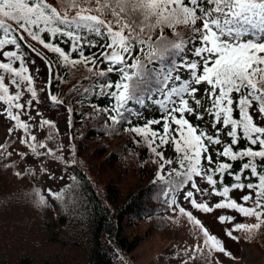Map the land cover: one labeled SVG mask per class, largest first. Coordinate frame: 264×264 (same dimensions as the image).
I'll return each instance as SVG.
<instances>
[{
	"label": "snow or ice",
	"instance_id": "obj_1",
	"mask_svg": "<svg viewBox=\"0 0 264 264\" xmlns=\"http://www.w3.org/2000/svg\"><path fill=\"white\" fill-rule=\"evenodd\" d=\"M24 46L45 61L52 78L61 64L87 69L94 83L85 92L109 101L91 105L94 114L113 132L127 124L123 130L151 150L153 183L170 208L199 227L203 249L197 245L194 251L230 255L192 211L178 206V198L204 213L231 209L257 219L248 225L218 217L232 224L226 235L233 239L237 230L251 233L264 225V0H0V108L15 122L9 132L22 130L20 143L39 157L52 149L30 143L31 125L21 118L33 103L20 102L24 92L38 95ZM85 49L98 50L86 55ZM50 100L64 103L56 95ZM146 102L158 109V118L133 124L131 117L140 113L132 105ZM45 125L54 127L47 119L37 126ZM6 147L0 145V152ZM237 161L240 168L234 169ZM226 175L234 181L230 185ZM199 181L208 187H199ZM234 190L241 196L233 198ZM206 192L220 198L214 206L198 202L196 194ZM30 196L37 207H46L49 198L62 200L65 192L38 187Z\"/></svg>",
	"mask_w": 264,
	"mask_h": 264
},
{
	"label": "trees",
	"instance_id": "obj_2",
	"mask_svg": "<svg viewBox=\"0 0 264 264\" xmlns=\"http://www.w3.org/2000/svg\"><path fill=\"white\" fill-rule=\"evenodd\" d=\"M61 46L68 50V45ZM97 50L85 49V54ZM60 67L61 76L52 82L59 86V100L73 109L69 113L72 173L60 188L65 196L54 200L55 205L49 200L48 206L37 207L30 194L41 188L38 173L32 168L20 171L13 162L4 161L0 152V264H119L104 246L103 236L127 252L141 237L124 233L126 219L166 228L163 224L169 206L160 186L153 183L155 156L143 141L137 143L123 130L127 124L113 132L94 114L91 105L105 106L109 101L85 92L94 79L83 65ZM111 78L115 80V74ZM131 120L139 123L134 117ZM49 130L47 142L54 146L57 136ZM239 147H244V141ZM148 158L153 163L140 166ZM240 164L235 162L234 169ZM232 182L226 175L224 183ZM263 228L256 229L249 239L261 235ZM54 244L59 252L49 254L47 248Z\"/></svg>",
	"mask_w": 264,
	"mask_h": 264
},
{
	"label": "rangeland",
	"instance_id": "obj_3",
	"mask_svg": "<svg viewBox=\"0 0 264 264\" xmlns=\"http://www.w3.org/2000/svg\"><path fill=\"white\" fill-rule=\"evenodd\" d=\"M36 49L52 60L47 52L37 47ZM26 58L28 67L34 76V86L38 95L36 98H32L29 93L24 92L20 102L26 104L31 99L33 103L23 112L21 118L31 125L29 142L45 144L47 148L52 149V154L39 157L32 154V150L27 144L20 143V139L23 138L22 130L17 129L11 133L9 132L10 128H14L15 122L10 121L0 108V145L6 143L7 146L5 151L1 153V158L4 161L11 160L21 170L33 168L39 175V183L42 188H50L54 191L66 182L72 172L69 167V157L71 158L72 151L68 129V112L64 105L53 103L50 100L51 95L58 97V87L49 81L51 77L45 61L29 48H27ZM31 61H34V63H31ZM55 72L56 76L60 75V68H55ZM6 82H8L7 77ZM15 91L14 87H10L11 93ZM202 91L201 89V94ZM0 105H2V102H0ZM137 108L141 109L140 118L142 120H150L159 116L144 114L147 106H137ZM43 119L51 120L54 124L52 130L55 131L57 136L54 146L47 142L50 131L49 126L45 125L43 128L37 126ZM153 127L159 128V126ZM31 136H35L36 141H31ZM38 150L40 152L45 151V149ZM9 152L12 153L11 156L8 155ZM22 153H28L27 157H22ZM6 155L7 157H5ZM172 155L171 148H168L166 156L171 157ZM151 163L153 161L148 158L144 163L141 162L140 166ZM198 186L208 187L203 181H199ZM230 195L233 198H238L241 196V192L235 190ZM196 197L198 202L209 203L210 206H214L220 199L214 195L208 196L207 192L203 196L196 194ZM178 201V206L186 207L192 211L209 233L223 242L230 255L215 251L212 253L206 250L194 251L197 245H201V249H203V237L200 234L199 227L193 225L186 216H182L172 208L165 211L163 225L166 228L160 226L151 228L144 220L129 221L126 219L124 233L129 237H141L138 244L131 251L118 250L106 238L102 239L104 246L119 264H264V228L261 235L258 234L256 238L253 237L250 242L243 238V235L248 232L245 230L235 231L233 235L236 238L233 239L226 235L232 224L221 222L218 219L221 215H229L235 217L237 223L251 225L258 222L255 217H242L231 209H214L211 213H204L191 209L188 202L182 199L178 198ZM248 204L250 206L251 201ZM157 225L159 224L157 223ZM56 245L47 248L49 254L59 252H57Z\"/></svg>",
	"mask_w": 264,
	"mask_h": 264
}]
</instances>
